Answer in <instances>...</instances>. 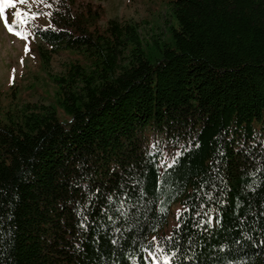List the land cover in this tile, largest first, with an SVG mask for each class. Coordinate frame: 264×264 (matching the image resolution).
<instances>
[{
    "label": "trees",
    "instance_id": "trees-1",
    "mask_svg": "<svg viewBox=\"0 0 264 264\" xmlns=\"http://www.w3.org/2000/svg\"><path fill=\"white\" fill-rule=\"evenodd\" d=\"M52 1L40 63L75 56L0 118V264H264V0H169L151 36Z\"/></svg>",
    "mask_w": 264,
    "mask_h": 264
},
{
    "label": "rangeland",
    "instance_id": "rangeland-1",
    "mask_svg": "<svg viewBox=\"0 0 264 264\" xmlns=\"http://www.w3.org/2000/svg\"><path fill=\"white\" fill-rule=\"evenodd\" d=\"M101 4L100 19L105 24L111 17L146 20L145 35L167 33L170 18L169 0H78ZM52 0H0V118L16 105H53L51 74H62L65 64L75 53L63 50L54 54L48 70L44 69L36 53V39L32 24L49 23ZM58 114L64 112L57 105ZM171 217L169 227L173 224Z\"/></svg>",
    "mask_w": 264,
    "mask_h": 264
}]
</instances>
